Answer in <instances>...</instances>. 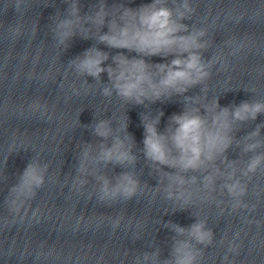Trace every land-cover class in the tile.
<instances>
[{"label":"clouds","instance_id":"1","mask_svg":"<svg viewBox=\"0 0 264 264\" xmlns=\"http://www.w3.org/2000/svg\"><path fill=\"white\" fill-rule=\"evenodd\" d=\"M64 3L66 9L62 14L53 15L55 19L50 29L64 51L70 41L79 36L95 39L108 49L136 54L129 56L117 51L111 55L93 45L68 62L77 76L92 77L103 83L105 86L100 89L103 97L116 96L131 105L146 102L150 105L174 96L183 98L182 110L168 118L163 131L158 128L163 111H158L154 117L142 114L144 134L140 151L145 161L155 166V171L163 173L155 189L163 192L166 200L179 201L184 207L191 204V195H186L189 183H200L204 188L212 185L215 190L216 180L221 179L222 190L233 197L243 196L245 187L232 167L235 161H230L226 153L233 145L245 155L251 153L242 170L245 176L258 169L264 171V151H260L264 149L261 138L264 122L256 124L242 140L236 135L243 125L264 115V101L250 100L221 107L218 97L207 103L206 95L203 98L186 95L193 87L204 85L212 63L203 57L209 47L204 39L207 30L184 23L195 11L190 0H151L137 8L123 3L109 6L107 0H96L83 14L80 0H64ZM51 5L52 0H47L45 7ZM104 28L107 31H103ZM153 56L162 57L166 62L151 63L146 59ZM109 60L111 63H106ZM102 73H107L106 84L101 81ZM201 91L206 93L207 88L202 87ZM123 131L126 135L115 134L109 119L98 120L91 128L92 135L100 140L95 146L96 154L93 155L94 146L89 142H84L80 150L78 175L73 186L82 189L89 182L88 177H92L99 185L98 200L102 204L131 200L141 189V182L133 171L125 170L112 178L100 171V165L135 167L138 161L133 152L135 140L127 133V122ZM109 140L111 143H106ZM218 161L227 162L228 169L222 170ZM165 168L173 171H165ZM47 169L46 163L33 157L18 176L11 193L19 188L21 195L34 196L44 185ZM119 224L120 219H116L113 227ZM164 227L174 233L168 256L163 258L161 250L154 248L134 256L132 264H200L203 250L198 246H207L213 240V231L207 227V222L197 218L183 227L168 221Z\"/></svg>","mask_w":264,"mask_h":264}]
</instances>
